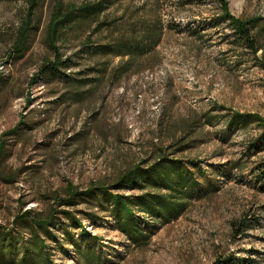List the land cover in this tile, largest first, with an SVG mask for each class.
Here are the masks:
<instances>
[{"label":"rangeland","instance_id":"rangeland-1","mask_svg":"<svg viewBox=\"0 0 264 264\" xmlns=\"http://www.w3.org/2000/svg\"><path fill=\"white\" fill-rule=\"evenodd\" d=\"M53 2L47 0L42 9L29 50L15 60L7 57L10 34L25 2L0 0V32L5 33L0 39V82L5 83L0 89V145L5 142L0 168L16 177L12 184L0 178V224H10L20 207L44 211L48 197L63 195L67 185L83 189L112 182L127 168L142 160L150 163L179 144L187 146L175 156L202 160L203 166L242 157L244 143L259 130L251 126L221 140L216 134L223 122L221 107L264 118V69L254 59L236 62L219 35H197L215 11L212 0H115L105 16L114 28L91 39L139 38L148 26L161 27L159 43L135 55L125 72L126 57L81 60L76 72L85 73V67L107 71L100 78L90 70L91 94L79 103L56 102L50 93L60 85L52 80L27 84L51 56L44 35ZM227 2L236 17L264 15V0ZM68 47L77 50L78 41ZM16 126L17 132L8 134ZM263 159L264 151L243 160L241 168L220 177L217 193L193 199L181 216L159 225L145 246H129L111 218L83 224L118 258L117 264H264V181L255 170ZM239 223L245 226L236 232ZM57 254L54 264H74Z\"/></svg>","mask_w":264,"mask_h":264},{"label":"trees","instance_id":"trees-1","mask_svg":"<svg viewBox=\"0 0 264 264\" xmlns=\"http://www.w3.org/2000/svg\"><path fill=\"white\" fill-rule=\"evenodd\" d=\"M7 1L25 2L19 22L10 34L11 48L7 56L20 60L41 26V12L47 0ZM114 1L75 3L54 0L48 11L44 35L51 56L40 63L27 84L43 85L52 80L60 85L59 91L50 93L55 96L56 102L79 103L91 94L92 82L87 77L90 70H97L100 78L107 71L106 67H85V73L76 72L81 60L88 61L94 56L108 54L126 57L127 61L121 69L125 72L135 55L143 56L155 49L160 40L161 27H142L139 38L120 35L111 39L106 35L103 39H91L105 28H114V21H107L105 17ZM212 1L215 11L201 23L197 35L200 38L207 34L210 36V33L219 35L220 40L227 44L225 52L236 56V62L254 59L264 69V62L261 61L264 55V15L236 17L230 12L227 0ZM3 36L5 33L1 31L0 39ZM73 40L78 41L77 50L68 47ZM151 67H140L136 72ZM4 85L0 82V89ZM30 101L28 97L27 102ZM221 108L224 110L222 127L216 132L221 140L251 126L259 130L257 135L250 136L244 143L243 158L203 166L202 160L175 156L187 146L179 144L171 153L166 154L162 150L150 163L142 160L127 168L112 182L91 183L83 189L67 185L63 195L48 197L49 205L44 211L23 210L20 207L10 224H0V264H54L57 253L74 264H117L118 258L108 254L99 237L91 234L83 224V220L91 225L103 220V217L114 221L112 228L124 236L129 246L147 245L159 225L181 216L193 199L217 193L220 177L228 175L233 168H241L243 160L264 151V118L257 113ZM21 124L25 125L24 119ZM17 130L18 126L8 134H15ZM4 143L0 145V159ZM255 170L256 176L264 181V159L256 164ZM0 178L10 184L16 181L14 175L5 173L1 168ZM79 206L85 208L80 209ZM243 226L239 223L234 230H243ZM226 263L239 264L230 260Z\"/></svg>","mask_w":264,"mask_h":264}]
</instances>
